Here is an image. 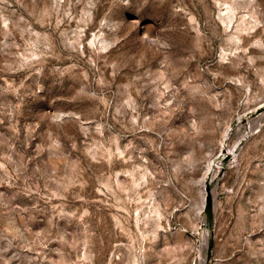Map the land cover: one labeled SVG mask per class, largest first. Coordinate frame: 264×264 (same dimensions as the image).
I'll return each instance as SVG.
<instances>
[{
  "label": "rangeland",
  "instance_id": "1",
  "mask_svg": "<svg viewBox=\"0 0 264 264\" xmlns=\"http://www.w3.org/2000/svg\"><path fill=\"white\" fill-rule=\"evenodd\" d=\"M0 264H264V0H0Z\"/></svg>",
  "mask_w": 264,
  "mask_h": 264
},
{
  "label": "bare ground",
  "instance_id": "2",
  "mask_svg": "<svg viewBox=\"0 0 264 264\" xmlns=\"http://www.w3.org/2000/svg\"><path fill=\"white\" fill-rule=\"evenodd\" d=\"M255 113V112H254ZM231 132V131H230ZM229 133V131L227 132V134ZM226 136V135H225ZM229 136V135H228ZM226 138V137H225ZM242 138H244V137H242ZM241 138V139H242ZM238 146H239V142H237L236 144H234V146L232 147V148H230L229 149V151L227 152V155H226V153H224L223 155H221V158H220V160L221 159H225V157L226 156H228L229 154H235V151L237 150V148H238ZM240 149V148H239ZM226 150V149H225ZM233 157V156H232ZM232 157H231V159H232ZM230 160V159H229ZM215 161V160H214ZM211 162V161H210ZM215 163V162H214ZM219 163V162H218ZM219 167H221V166H219ZM215 168V167H214ZM215 172H216V170H215ZM219 172H220V170H219ZM211 173H212V164H208V166H207V172L205 173V175H204V177H203V181H202V183H203V186L205 187L206 185H207V178L211 175ZM217 174V173H216ZM209 175V176H208ZM204 194V193H203Z\"/></svg>",
  "mask_w": 264,
  "mask_h": 264
},
{
  "label": "water",
  "instance_id": "3",
  "mask_svg": "<svg viewBox=\"0 0 264 264\" xmlns=\"http://www.w3.org/2000/svg\"><path fill=\"white\" fill-rule=\"evenodd\" d=\"M206 207H207V211L209 212L210 211V197L208 198Z\"/></svg>",
  "mask_w": 264,
  "mask_h": 264
}]
</instances>
